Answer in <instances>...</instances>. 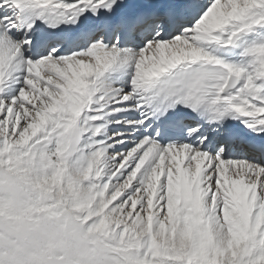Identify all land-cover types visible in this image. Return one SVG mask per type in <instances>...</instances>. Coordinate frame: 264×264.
Masks as SVG:
<instances>
[{
    "label": "snow or ice",
    "instance_id": "snow-or-ice-1",
    "mask_svg": "<svg viewBox=\"0 0 264 264\" xmlns=\"http://www.w3.org/2000/svg\"><path fill=\"white\" fill-rule=\"evenodd\" d=\"M0 264H264V0H0Z\"/></svg>",
    "mask_w": 264,
    "mask_h": 264
}]
</instances>
